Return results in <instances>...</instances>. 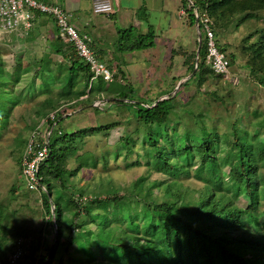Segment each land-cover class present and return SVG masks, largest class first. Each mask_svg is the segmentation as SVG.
Here are the masks:
<instances>
[{
  "label": "trees",
  "instance_id": "16d2710c",
  "mask_svg": "<svg viewBox=\"0 0 264 264\" xmlns=\"http://www.w3.org/2000/svg\"><path fill=\"white\" fill-rule=\"evenodd\" d=\"M187 2L192 7L185 9V24L194 26V9L205 11L213 23L215 39L216 30L233 22L239 27L264 16V0H181V6L184 8ZM35 15L51 22L54 41L46 45V57L35 62L33 75L45 86L40 91L42 95L49 94V87L56 81L60 92L54 105L45 107L49 100L44 98L33 113L42 120L56 111L57 125L62 106L73 109L72 105L89 101L88 97L97 93L92 86L87 91L91 73L72 47L56 43L55 39L61 38L51 18ZM41 23L45 25L44 21ZM16 33L24 42L34 39L31 30ZM116 33L120 37L119 52L154 46L155 34L150 29L140 33L128 27ZM256 34L255 42L246 47L249 58L244 68L264 88V29ZM199 35L196 55L191 54L184 62L189 77L174 94L144 105L131 102L130 93L119 91L109 101L130 108L133 119L145 128L140 143L148 147L142 149V155L149 171L122 187L121 193L107 182L98 186L101 191L92 200H86L81 190L74 196L76 186L70 182L79 167L67 168L73 150L70 142L84 131H52L47 156L38 167L39 183L45 188L41 202L48 219L44 223L51 239L41 256L34 257L32 252L27 255L30 264H264V130L259 126L264 125V120L258 118L259 123H255L247 117V123H252V131L248 132V125L232 116L229 135L221 134L214 126L208 128L189 109L190 98L178 99V104L175 101L188 83L194 82L199 88L209 76L220 78L205 62L203 38ZM216 46L228 59L229 71H233L234 57L226 54L217 40ZM17 59L10 74L0 70V135L10 113L20 103L14 94V86L22 76ZM61 75L64 78L60 81ZM78 82L81 86L74 90ZM84 95L85 99L79 100ZM90 105L87 107L97 112ZM179 112L192 121L200 120L195 121V131L179 127ZM256 115L252 112L253 117ZM101 129L95 127L89 132ZM24 145L25 140H21L19 146L23 149ZM128 146L127 143L125 149L130 152ZM150 171L156 179L150 180ZM55 183L59 191L68 194L67 198L58 195L50 200ZM260 204L262 209L258 212ZM45 243L40 238L34 250ZM4 261L0 253V264Z\"/></svg>",
  "mask_w": 264,
  "mask_h": 264
},
{
  "label": "rangeland",
  "instance_id": "374dc122",
  "mask_svg": "<svg viewBox=\"0 0 264 264\" xmlns=\"http://www.w3.org/2000/svg\"><path fill=\"white\" fill-rule=\"evenodd\" d=\"M54 1L71 17L78 14L75 8L78 3L83 7L87 6V19H94L91 23L102 29L104 48L110 52L113 57L111 62L116 65L108 66L112 72L110 83L100 84L98 80L92 83L97 96L92 93L88 97L89 101L77 102L72 105L73 109H70V106H62L58 110L62 117L53 132L58 128L66 134L84 131L77 133L70 142L73 150L72 155L68 157L67 168L79 167L70 182L76 186L74 196L77 195L78 190H81L84 191L86 200H92L94 194L101 191L98 186L100 184L104 186L103 184L106 185L107 182L115 187L119 194L122 187L149 171L144 165L145 159L142 155V149L148 150V147L140 143L145 128L133 119L130 108L109 101L119 91L130 93L131 102H140L144 105L159 101L168 94H174L178 83L189 77L184 62L191 54L196 55L197 34L194 27L183 24L178 9V15L174 12L167 13L170 27L174 26L172 31L175 37L172 38L174 42L172 40L170 45L166 44L164 42L168 35L165 28L166 20L157 21L152 18L157 14L156 8L159 7V4L153 3L151 7L154 10L150 12V23L154 29L159 28L161 31L159 40L154 41V47L151 49L130 53L119 52L117 47L120 46V37L117 33H112V30H124L134 26L137 31L142 32L145 23L135 21V18L139 20L142 18L141 10L132 12L118 10L116 17L104 18L91 15L88 1ZM163 5L167 7V0ZM50 25L49 21L33 31L34 39L30 42L22 41L16 32L3 35L0 39L2 67L0 70L4 74H10L17 58L22 67V76L14 86V94L18 96L20 103L10 113L0 135V253L5 259L11 252L14 241L22 238L28 242L23 264H30L27 255L31 252L34 257L41 256L51 239L44 223L48 216L43 209L41 194L31 193L25 189L19 163L22 152L19 142L26 140L32 130L30 126L32 124L37 126L41 120H38L33 112L41 106L44 98L49 100V104L45 107L54 105L53 100L60 92L56 81L49 87L50 93L42 95L40 91L45 86L40 84L38 76L33 75L36 70L35 62L46 57L48 53L46 45L54 41L51 37ZM261 29H264V16H260L258 22L249 21L239 27H235L233 22L222 30H216L217 43L225 49L226 54L234 57L233 71L230 73L236 78V85L228 84L225 79L209 76L205 81L202 80L199 88L194 82L188 83L175 98L176 103L178 104V99L185 101L192 98V101L189 99V109L196 116L201 117L208 128L214 126L221 134L229 135L232 116L246 127L248 125V132H251L252 123H247L249 118L255 123H259L258 118L264 120V88L248 74L244 64L249 58L246 47L255 42L256 32ZM249 35L252 37L246 40ZM55 41L57 44H65L62 39ZM170 48L173 50L170 51ZM63 78L64 75H61L59 80ZM80 86L81 83L78 82L74 90H78ZM85 97L84 95L79 100H84ZM96 99L104 103L97 112H94L87 105L89 103L92 105ZM60 104L62 103H58ZM176 109L178 111V107ZM252 112L257 113L256 118L252 116ZM179 114L181 116L179 127L184 126L186 130L195 131V121L200 120L195 118L192 121L191 117H187L184 113L179 112ZM259 126L264 130V125ZM95 127L102 129L89 132ZM127 143L130 152L125 149ZM76 158L78 161L75 160ZM150 173H152L150 180L157 178L153 172ZM54 186L50 200L58 195L68 197L66 192L58 190L56 183ZM261 209L260 204L258 212ZM51 212L52 207H50ZM40 238L46 243L41 249L34 250Z\"/></svg>",
  "mask_w": 264,
  "mask_h": 264
},
{
  "label": "built area",
  "instance_id": "2783aa9c",
  "mask_svg": "<svg viewBox=\"0 0 264 264\" xmlns=\"http://www.w3.org/2000/svg\"><path fill=\"white\" fill-rule=\"evenodd\" d=\"M189 7H192V4L187 2L184 8H180L179 16L185 15V9ZM91 11L94 14H109L111 12L110 2L108 0H93ZM35 14L50 17L63 42L69 44L75 55L87 66L91 73L87 91L96 80H100L104 84L112 81V72L90 49L88 37L77 33L70 23V14L63 11L58 5H46L37 0H0V39L6 34L28 32ZM193 17L196 32L203 38L206 64L214 75L227 80L228 84L236 85V78L229 71L228 59L216 46L213 23L207 13L194 9ZM103 103L104 101L96 99L91 106L98 109ZM55 126L56 111L40 120L25 140L20 155V175L28 192L36 194L45 192L44 186L39 183L38 167L47 156L48 139ZM27 246L26 240L17 238L11 252L5 258L4 264H20L25 257Z\"/></svg>",
  "mask_w": 264,
  "mask_h": 264
},
{
  "label": "crops",
  "instance_id": "0c3cea01",
  "mask_svg": "<svg viewBox=\"0 0 264 264\" xmlns=\"http://www.w3.org/2000/svg\"><path fill=\"white\" fill-rule=\"evenodd\" d=\"M37 1H39L43 4H46V5H58V4H56V2L54 0H37ZM82 1L83 2L88 1V3H89L88 4V6H89L88 10L91 12V15L101 16L104 18L116 17L118 10L119 11L120 10H128V11L130 10L131 12L134 10H136V11L141 10L143 12L142 18H140V20L138 18H135V21L136 22L142 21L145 23V26H144V29L142 30V32L141 31H138V32L145 33L148 29H150L155 34V40L156 41L159 40L161 31L159 30V28L154 29L152 23H150V12L152 10H154L151 7V5L153 3L159 4V7L156 8L157 14L155 13L156 15H153L152 18L157 19V21H159L161 19L166 20L165 28L167 30L166 32L168 35L165 38L164 42L168 45L171 44V41L173 40L172 38L175 36H174V32L172 31L173 30L172 28L174 26L170 27V20L167 18V13L174 12L177 14L178 9L180 11V8L182 7L181 6V0H167V3H168L167 7H165V5H163L165 0H108L110 2V5H111V12L109 14H94L91 11V3L93 0H82ZM58 6L60 8H62L60 5H58ZM75 8H76V10H78V14L76 16L73 15L72 17H70L71 25L75 28V30L77 31V33L79 35H83V36L88 37L90 49L94 52V54L107 67L108 66H116L114 63L111 62L113 60L112 55L110 54V52L106 48H104L102 29H99L98 27L93 25V23H91V21H93L94 19H91V20L87 19V15H86L87 6L83 7V6L79 5V3H78V5L75 6ZM179 17L183 18V24L186 25L184 17H182V16H179ZM41 21L42 22L44 21L45 24H47V22H49V20L45 19L43 16L34 15L33 21H32V26H31L30 30L33 32V31L37 30L40 26H43ZM49 27H50V30L53 29L52 24ZM192 27H194V26H192ZM133 28H135V27L133 26ZM194 29H195V27H194ZM195 32H196V29H195ZM112 33H116V31L112 30ZM196 34H197V32H196ZM173 42H174V40H173ZM172 50L173 49L170 48V51H172Z\"/></svg>",
  "mask_w": 264,
  "mask_h": 264
},
{
  "label": "water",
  "instance_id": "95a60500",
  "mask_svg": "<svg viewBox=\"0 0 264 264\" xmlns=\"http://www.w3.org/2000/svg\"><path fill=\"white\" fill-rule=\"evenodd\" d=\"M197 41H198V45H199V43H200V35H199V34L197 35ZM196 53H197V51H196ZM180 83H181V82L178 83V86L180 85ZM178 86H177V87H178Z\"/></svg>",
  "mask_w": 264,
  "mask_h": 264
}]
</instances>
